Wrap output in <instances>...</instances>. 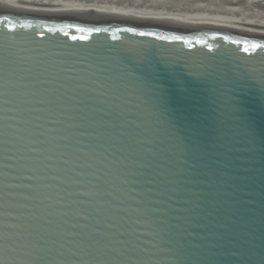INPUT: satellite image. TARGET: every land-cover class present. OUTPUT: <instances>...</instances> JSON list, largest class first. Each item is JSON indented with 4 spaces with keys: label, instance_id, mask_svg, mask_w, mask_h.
Listing matches in <instances>:
<instances>
[{
    "label": "water",
    "instance_id": "1",
    "mask_svg": "<svg viewBox=\"0 0 264 264\" xmlns=\"http://www.w3.org/2000/svg\"><path fill=\"white\" fill-rule=\"evenodd\" d=\"M0 264H264V0H0Z\"/></svg>",
    "mask_w": 264,
    "mask_h": 264
}]
</instances>
